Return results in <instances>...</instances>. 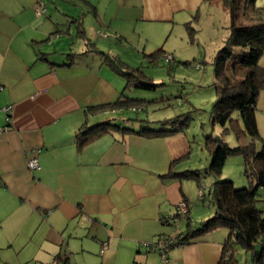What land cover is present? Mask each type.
I'll return each instance as SVG.
<instances>
[{
    "label": "crops",
    "instance_id": "0c3cea01",
    "mask_svg": "<svg viewBox=\"0 0 264 264\" xmlns=\"http://www.w3.org/2000/svg\"><path fill=\"white\" fill-rule=\"evenodd\" d=\"M37 2L45 7L39 16ZM255 6L264 8V0ZM212 8L222 9L203 0H0V264H164L138 243L184 232V221L162 222L179 201L186 200L195 224L213 216L199 209L197 222L185 178L160 177L172 162L173 172L190 170L181 168L191 149L184 130L153 138L112 130L82 146L75 139L84 124L120 117L119 109L89 107L122 94L142 99L102 64L93 41L160 38L196 13L200 23ZM75 41L81 46L73 50ZM158 49L141 51L145 58ZM255 116L264 121V91ZM125 119L116 123L125 126ZM35 149L40 168L30 171ZM226 235H197L171 248L167 264H217Z\"/></svg>",
    "mask_w": 264,
    "mask_h": 264
},
{
    "label": "trees",
    "instance_id": "16d2710c",
    "mask_svg": "<svg viewBox=\"0 0 264 264\" xmlns=\"http://www.w3.org/2000/svg\"><path fill=\"white\" fill-rule=\"evenodd\" d=\"M203 1L219 3L228 15L230 23L229 34L213 59L219 84L214 85L217 97L211 112V121L223 128V132L232 133L237 139L248 138L245 144L229 147L222 139L215 141L212 136H206L210 155L206 172L219 176L229 155H242L245 158V174L251 185L236 189L230 181H215L213 189L208 192L214 210L213 216L195 224L189 216L188 207L186 216L179 220L186 223L185 230L183 233H177L178 244L173 247L190 243L191 239L204 232L225 229L227 235L222 243L217 264H238L233 246L239 245L246 251H251L256 244L259 245V253L253 264H264V211L257 208V203L264 198V140L259 135L255 117L257 97L264 91V67L259 64L260 59L264 57V8L256 7L255 0ZM236 50L240 53L231 68L233 71L236 65L247 68L245 76L239 79L233 78L235 72L229 77L223 70L225 62ZM160 51L161 49H158L145 58L150 64H155ZM101 62L125 79L126 90L153 91L158 86L144 76L139 67H130L115 56L102 53ZM145 102L142 99H130L122 94L121 98L114 102L89 107L88 110L92 113L118 109L138 111ZM178 120L174 117L159 122L157 126H150L147 120L138 117L126 118L123 121L127 123L125 126L116 123L115 119L92 126L84 124L75 134V139L78 145L82 146L112 130L132 132L145 138L174 135L184 130L183 123L179 125ZM167 124H171V127ZM173 164L174 162L171 167ZM171 167L166 174L160 175L162 179L196 178L200 182L198 170L173 172ZM204 198L203 192L200 199ZM57 259L62 262L68 260H63L60 256Z\"/></svg>",
    "mask_w": 264,
    "mask_h": 264
},
{
    "label": "rangeland",
    "instance_id": "374dc122",
    "mask_svg": "<svg viewBox=\"0 0 264 264\" xmlns=\"http://www.w3.org/2000/svg\"><path fill=\"white\" fill-rule=\"evenodd\" d=\"M209 18L218 21L216 29L215 26L212 27ZM190 20L182 25H173V28L160 38L149 36L148 41L140 42H137L135 38L131 41H121L101 30V34H107L110 37L99 38L100 40L93 41V44L96 49L102 50L105 54L117 55L124 62L131 63L130 65L134 68L141 66L143 75L151 82L158 84L153 91L128 89L127 92L140 93L141 98L146 102L137 109L138 111L121 109L120 117L115 118L116 122L120 121V118L138 117L147 120L150 126H157L159 122L177 117L180 120L177 121L178 124L183 123L191 149L188 155L180 160L181 166H184L181 168L196 169L200 173V182L196 178H189L183 183L187 185L184 186L185 189L191 190L189 198L193 202L192 206L197 205L193 208L194 218L199 222L200 219L195 217L199 209L213 210L208 192L213 189L215 181H230L236 189L249 187L251 182L245 174V158L238 154L229 155L226 158L219 176L206 172L210 162L206 136H212L215 141L222 139L229 147L245 144L248 138L237 139L232 133L223 132V128L211 121V112L217 97L214 85L219 84L213 59L229 34V17L221 8L217 10L212 8L204 15L200 23L197 13ZM80 46V43L75 41L72 49L76 50ZM89 46L92 45L89 44ZM144 46L146 51L160 47V56L155 64L148 63L144 58L141 51ZM239 53L237 50L234 51L225 62L223 68L225 75L231 77L235 72L233 78L239 79L245 76L247 68L240 65H236L235 71L231 68L238 59ZM128 115L131 117H126ZM256 123L259 135L264 140V121L257 116ZM167 126L171 127V124ZM259 145L260 142H258ZM202 188L205 194L204 200L198 197ZM257 208L264 211V198L257 203ZM102 249H106L105 242ZM233 249L238 264H253V260L259 253L258 244L251 251H246L239 245H234Z\"/></svg>",
    "mask_w": 264,
    "mask_h": 264
},
{
    "label": "built area",
    "instance_id": "2783aa9c",
    "mask_svg": "<svg viewBox=\"0 0 264 264\" xmlns=\"http://www.w3.org/2000/svg\"><path fill=\"white\" fill-rule=\"evenodd\" d=\"M36 15H41L43 12H45V7L42 2H37L35 4L34 8ZM11 106L5 107L3 110L9 112ZM3 129L0 128V131ZM40 152V149H35L31 152V155L27 159V167L30 171H37L40 168L39 162H38V153ZM203 188L199 191V198L203 195ZM188 210L187 203L184 200L179 201L174 209V214L170 217L162 218V222L166 225L174 226L176 227L178 224V221L181 220V218H184L186 216ZM177 234L173 235H166L162 237L160 240L155 241L153 243H147V242H141L138 244L145 245L148 249L156 250L159 254V257L162 261V263L167 264V254L168 251L176 244H178L177 241Z\"/></svg>",
    "mask_w": 264,
    "mask_h": 264
}]
</instances>
